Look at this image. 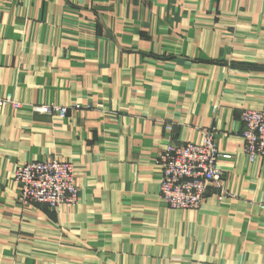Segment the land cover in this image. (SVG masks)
<instances>
[{"label": "crops", "instance_id": "crops-1", "mask_svg": "<svg viewBox=\"0 0 264 264\" xmlns=\"http://www.w3.org/2000/svg\"><path fill=\"white\" fill-rule=\"evenodd\" d=\"M7 93L0 264H264V158L240 136L242 109H264V0H0ZM205 131L225 194L170 208L158 156ZM52 158L77 203H23L16 166Z\"/></svg>", "mask_w": 264, "mask_h": 264}, {"label": "built area", "instance_id": "built-area-1", "mask_svg": "<svg viewBox=\"0 0 264 264\" xmlns=\"http://www.w3.org/2000/svg\"><path fill=\"white\" fill-rule=\"evenodd\" d=\"M22 103L9 93L0 96V107L20 108ZM39 112H55L64 117L65 107L38 105ZM241 139L249 160L264 158V109L244 108L240 117ZM217 153L213 133L205 131L199 142L188 141L182 145L169 143L159 154L160 167L159 198L173 209H198L205 200L209 185L222 189L223 171L217 167ZM228 158V155H222ZM14 181L19 190V199L27 203L46 205L50 209L59 206L73 207L79 199V187L74 178V165L57 158L32 160L20 163L14 171ZM264 209V205L261 206Z\"/></svg>", "mask_w": 264, "mask_h": 264}]
</instances>
